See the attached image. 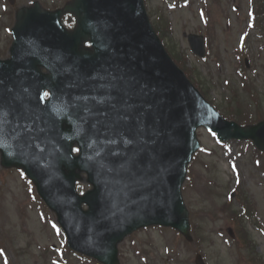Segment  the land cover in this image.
Returning a JSON list of instances; mask_svg holds the SVG:
<instances>
[{
  "label": "water",
  "instance_id": "1",
  "mask_svg": "<svg viewBox=\"0 0 264 264\" xmlns=\"http://www.w3.org/2000/svg\"><path fill=\"white\" fill-rule=\"evenodd\" d=\"M80 1L84 11L86 6H93L115 14L110 39L114 75L103 63L90 65L92 99L99 105L94 121L97 138L91 142L93 165L88 171L94 189L85 198L75 197L71 193L73 178L77 177L74 172L59 176L71 191L63 198L49 193L41 181L37 183L40 194L57 210L69 234L79 230L89 235L90 242H82L96 250L102 247L113 259L115 244L144 224L172 225L188 236V211L179 187L185 163L195 150L197 125H207L226 139L251 138L264 151V121L239 127L216 115L165 54L142 0ZM69 10L75 13L74 8ZM79 24L81 30L87 29L92 35L96 56H102L105 41L100 21L87 12ZM78 30L76 49L81 40ZM77 51L82 56L94 55L80 47ZM55 178L48 176L49 183L55 184ZM85 199L97 205L82 212L79 202ZM100 259L108 260L104 254ZM197 264H203L199 256Z\"/></svg>",
  "mask_w": 264,
  "mask_h": 264
},
{
  "label": "rangeland",
  "instance_id": "2",
  "mask_svg": "<svg viewBox=\"0 0 264 264\" xmlns=\"http://www.w3.org/2000/svg\"><path fill=\"white\" fill-rule=\"evenodd\" d=\"M32 1L16 0L15 4L29 5ZM39 2L43 3L42 0ZM2 4L7 10L11 6L6 0H0V23L10 25L14 11L10 9L8 15H3ZM231 6H237L239 11L233 12ZM145 7L152 23H156V13L170 21L171 33L168 41L165 39L166 46L172 40L179 54L187 58V67L196 68L194 79L200 80L207 97L216 107L227 104L232 89L238 90L242 109L248 105L249 96L237 73L241 66L240 56H237L241 38L238 34L245 29V12L249 7L246 0H210V10L203 0H192L190 7L179 8L173 0H145ZM202 7L208 10L210 18L205 24L197 14V8ZM191 32L208 35L206 54L202 59L190 52L187 35ZM245 39L241 40L244 48L238 50L246 52L249 62L244 73L247 81L261 94L264 93V38L253 33ZM9 41L0 28V49L7 47ZM257 106L262 107L257 108L258 115L264 116V98L257 101ZM252 107L256 109L254 103ZM197 131L200 147L188 164L182 185L189 221L194 224V230L190 232L193 240L185 244L183 236L170 227H143L118 244L119 264H194L196 250L200 249L206 264H236L239 254H234L235 247L229 250V235L225 231L234 225L228 213L219 208L237 184L251 208L256 209V217L246 222V227L256 244V252L264 257V156L260 158L261 168L256 165L253 149L247 141L233 140L224 145L216 142L211 132L203 128ZM231 161L237 172L231 167ZM5 172L0 175V264H57L58 254L49 246H60L63 237L52 228L51 216L44 207L27 193L23 180L14 173ZM78 185V190L87 187L82 183ZM237 191L236 188L230 199L235 208L240 201ZM230 252L232 257H228ZM70 261V264H93L80 262L73 256Z\"/></svg>",
  "mask_w": 264,
  "mask_h": 264
},
{
  "label": "trees",
  "instance_id": "3",
  "mask_svg": "<svg viewBox=\"0 0 264 264\" xmlns=\"http://www.w3.org/2000/svg\"><path fill=\"white\" fill-rule=\"evenodd\" d=\"M230 209V208H229ZM231 211V209H230ZM237 211L232 209V217L237 221V223L235 224V231H237V235L242 234V242L245 245L243 247V250H247L248 253L253 252L254 250V242H252L249 234H247L246 231H244V225L242 223L241 218L237 217ZM240 229V230H239ZM241 237V236H240ZM251 260L248 261V264H264V260L261 259V257L257 256V258L253 255L250 256Z\"/></svg>",
  "mask_w": 264,
  "mask_h": 264
},
{
  "label": "bare ground",
  "instance_id": "4",
  "mask_svg": "<svg viewBox=\"0 0 264 264\" xmlns=\"http://www.w3.org/2000/svg\"><path fill=\"white\" fill-rule=\"evenodd\" d=\"M95 14H96V16H100L102 13L101 12H98V11H95ZM80 69H81L82 74L84 73V75H88V73H90L89 69H87L84 65H82V67ZM87 96H89V95H87ZM90 102H91V104H90V110L87 113V119H90L94 115L99 114L98 113L99 107L96 104V102H93V99L92 98H91V101Z\"/></svg>",
  "mask_w": 264,
  "mask_h": 264
},
{
  "label": "snow or ice",
  "instance_id": "5",
  "mask_svg": "<svg viewBox=\"0 0 264 264\" xmlns=\"http://www.w3.org/2000/svg\"><path fill=\"white\" fill-rule=\"evenodd\" d=\"M44 95H45V96H47V95H48V93H44Z\"/></svg>",
  "mask_w": 264,
  "mask_h": 264
}]
</instances>
